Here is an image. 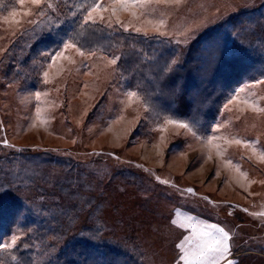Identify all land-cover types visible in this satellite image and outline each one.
Listing matches in <instances>:
<instances>
[{
    "label": "rangeland",
    "instance_id": "1",
    "mask_svg": "<svg viewBox=\"0 0 264 264\" xmlns=\"http://www.w3.org/2000/svg\"><path fill=\"white\" fill-rule=\"evenodd\" d=\"M65 3L0 0V147L31 155L23 166L27 156L15 159L16 173L43 180L39 194L41 187L60 193L40 203L76 206L80 226L67 235L47 226L37 264L61 236L63 244L86 240L83 223L129 254L139 249L136 262L126 264H184L186 249L195 262L196 241L185 240L191 229L172 223L185 216L229 233L230 250L216 264H264V0H151L127 9L116 4L114 13L113 0H77L80 16L70 20L63 19ZM94 3L103 10L93 12L95 23L85 22ZM81 24L103 37L84 34ZM73 25L80 31L70 32ZM69 41L85 55L68 49L53 63ZM146 46L169 62L190 52L203 67L223 52L221 74L245 75L218 115L193 119L134 75L130 57ZM195 75L181 84L187 102L201 92L203 77ZM48 157L56 165L47 166ZM96 255L102 264V252ZM65 256L77 263L70 250Z\"/></svg>",
    "mask_w": 264,
    "mask_h": 264
},
{
    "label": "trees",
    "instance_id": "2",
    "mask_svg": "<svg viewBox=\"0 0 264 264\" xmlns=\"http://www.w3.org/2000/svg\"><path fill=\"white\" fill-rule=\"evenodd\" d=\"M65 1L66 3L62 9L65 12L63 19L70 20L71 17L77 14L80 16L81 10L76 6L78 5L77 0L76 3L75 0ZM97 26L100 27V25ZM73 27L74 25L70 27V32L74 30ZM94 27V25L88 27L86 24H81L80 29L84 34L87 32V35L94 39H101L103 37L101 33L91 32ZM99 27H96V30H99ZM75 28L74 32L80 31L79 25L75 26ZM152 42L155 45L154 39ZM199 44L200 41L196 40L193 43L194 49H199ZM193 45L190 49L188 48V51L192 52L194 50ZM157 52V48L152 50L149 46H146L144 50H139L137 47L130 57L131 68L136 70L134 75L148 79V87H155L168 101L175 104L182 113L193 119H207L209 116L218 115L223 98L231 87L234 88L241 83V78L245 75V72H239L237 73L238 75L232 78L221 74V61L226 59V55L223 52L215 54L209 60L208 65L204 67L188 56L190 52H188L187 56L180 58L179 61L176 59L175 62L163 61L160 57L157 58ZM196 73L203 77V80L197 83V86H201V92L193 98V102H187L185 91L181 88V84L186 80L187 82L194 81ZM0 150H2L0 156L5 159V163L0 160V166L4 165L5 170H7V172H0V243L10 244L13 236L18 237L13 247L0 248V264H16L13 261H17V264H37L38 254L42 252L47 238L45 233L47 226L53 227L54 231L64 229L63 233L65 235L74 228L78 229L80 227L75 226L77 220L76 206L69 207L65 203H51L48 201L40 203L47 197L60 196V193L51 191L47 195L45 194V188L41 187L42 193L39 194L36 191H39V187L44 185L43 180L40 179L41 185H38V182H35L36 180L31 182L25 179L23 175L26 172H23V174L22 172L16 173L14 168L17 163L16 158L21 159L27 156L21 159L20 162L22 166L30 164L28 163L29 158L32 159V157L27 155V152L23 153L2 147H0ZM1 157L0 159H2ZM45 164L47 166H50V164L56 165L52 163L49 157L46 158ZM10 170L12 171L10 172ZM19 191L27 194L20 196L14 193ZM36 203H39V205L36 206ZM36 222H39L40 225ZM83 225L81 228L86 235V240L73 237L70 242L68 241L69 244L67 245V236L63 237L60 235L61 237L59 236L60 238L55 239L54 245L51 246V248L55 247V250L47 249L41 257L40 264L43 262H46L44 264H67L68 259L65 253L69 250L72 253V258L69 257V260H75L77 263L82 262L81 264H95L96 254H98L99 250L102 252L104 259L102 264H119L122 259L125 264L128 262L135 263L137 256H141L139 249H136V255L129 254L125 246L124 248L119 247L116 243L103 239L102 230L98 227L86 225L85 223ZM63 239H66V244H63ZM60 240L62 244H60ZM98 241H100V246L97 247L96 243Z\"/></svg>",
    "mask_w": 264,
    "mask_h": 264
},
{
    "label": "snow or ice",
    "instance_id": "3",
    "mask_svg": "<svg viewBox=\"0 0 264 264\" xmlns=\"http://www.w3.org/2000/svg\"><path fill=\"white\" fill-rule=\"evenodd\" d=\"M25 0H20V4L23 5ZM42 0H31V3L34 5L39 6ZM163 2H173L179 3V0H163ZM151 0H113V13L116 11V4H119L121 8H130V7H144L146 4H150ZM51 6V5H49ZM103 10V5L100 3H94L90 10L88 11L87 17H85V22L92 21L95 23V18L93 17V12H99ZM28 14V13H26ZM15 15V14H14ZM135 15V13H133ZM103 19V16L100 17ZM18 22V21H17ZM119 23V20H117ZM164 22L161 20L160 24L162 25ZM136 31H140V29H136ZM68 49H75L81 56L85 55L74 43L72 42H65L63 44V49L57 51L54 55L51 56V60L55 63L59 58L64 57V52ZM117 59H112L110 61L111 64H115ZM45 77H47L48 73H44ZM37 99L40 97V93H35ZM135 93H129V96H135ZM231 102V101H230ZM227 107V105L225 106ZM39 112V109H37ZM169 123H178L177 121H168ZM180 127H188L187 124H180ZM235 143L240 144L242 141L236 140ZM264 158V156H262ZM167 182V181H165ZM188 191H192V189H188ZM173 224L179 223L180 226L190 228L191 235L185 237L186 241H196V248H197V260L194 262L193 260L189 259V254L187 249L185 250V255L181 257L184 260V264H216L218 259H223L225 254L229 252L230 245H229V233L225 231L224 228L219 227L215 224H207L202 223L199 221L194 222V218L191 216L182 217L179 221L173 220ZM18 237L13 236L10 244L0 243V248H11L16 244ZM182 246V245H178ZM230 264V262H229Z\"/></svg>",
    "mask_w": 264,
    "mask_h": 264
}]
</instances>
